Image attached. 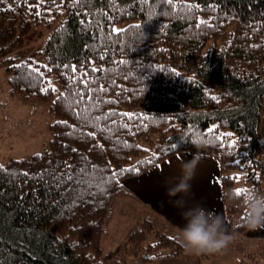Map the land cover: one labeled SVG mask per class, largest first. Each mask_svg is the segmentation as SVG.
Listing matches in <instances>:
<instances>
[{
	"label": "trees",
	"instance_id": "obj_1",
	"mask_svg": "<svg viewBox=\"0 0 264 264\" xmlns=\"http://www.w3.org/2000/svg\"><path fill=\"white\" fill-rule=\"evenodd\" d=\"M0 16L20 30L62 17L45 63L7 67L11 90L50 102L57 119L42 151L0 162V264L181 255L165 234L147 243L149 222L116 256L102 249L122 181L179 152L218 160L233 232L253 228L246 194L264 193V0H0Z\"/></svg>",
	"mask_w": 264,
	"mask_h": 264
},
{
	"label": "rangeland",
	"instance_id": "obj_2",
	"mask_svg": "<svg viewBox=\"0 0 264 264\" xmlns=\"http://www.w3.org/2000/svg\"><path fill=\"white\" fill-rule=\"evenodd\" d=\"M61 21L62 17L52 20L49 26L42 23L20 30L16 20L9 21L0 16V162L3 164L12 158L28 157L42 151L51 139L49 127L57 118L50 111V102H37L27 99L23 93L13 92L8 83L7 67L27 59L45 63L43 46ZM128 24V21L118 23L115 29H121ZM49 81L52 87L55 86L53 100L61 88L54 75L49 77ZM120 194L114 198L110 219L106 223L102 242L105 254L116 256L128 236L146 222L151 226L147 243H155L160 236L158 233L174 238L180 243L177 230L169 228L151 211L144 210L142 217L134 219V214L139 212L140 207L122 200L123 198L119 199ZM161 200L165 202V197ZM238 239L232 241L230 250L211 251L208 252V257L202 256L201 252L189 251L180 243L184 247L181 255L163 257L147 264H188V259L193 261L191 257L194 255L203 260L202 264L206 263L205 258H212L208 264H264V241L257 242L258 245L255 246V241Z\"/></svg>",
	"mask_w": 264,
	"mask_h": 264
},
{
	"label": "crops",
	"instance_id": "obj_3",
	"mask_svg": "<svg viewBox=\"0 0 264 264\" xmlns=\"http://www.w3.org/2000/svg\"><path fill=\"white\" fill-rule=\"evenodd\" d=\"M194 156L199 160V163L197 165L196 175L192 180L193 198L201 201L216 212H219L224 218L226 230L233 233L232 239L222 250L225 252L230 250V244L237 238H239L238 241H242V239L255 241V246L260 243L259 241H264V227L252 228L243 235H237L233 232V227L224 210L219 180V163L214 156L208 154L193 152H179L174 154L155 167L137 176L124 179L121 183V190L119 192L121 194L118 195V198H123L122 200L130 201L140 207L138 208L139 212L134 214V219L142 217L144 210H148L159 217L160 220L164 221L169 228L177 230L179 233L184 219L180 215L179 210L170 202L168 196L165 194L163 181L165 177H173L178 174L180 163ZM162 197H165V202L161 200ZM191 258L193 261L188 259V264H202L203 262L196 255ZM205 261L208 264L212 261V258H205ZM173 264L176 263L173 262Z\"/></svg>",
	"mask_w": 264,
	"mask_h": 264
},
{
	"label": "clouds",
	"instance_id": "obj_4",
	"mask_svg": "<svg viewBox=\"0 0 264 264\" xmlns=\"http://www.w3.org/2000/svg\"><path fill=\"white\" fill-rule=\"evenodd\" d=\"M198 163L195 156L183 160L178 174L165 177L164 191L184 219L178 234L180 243L187 250L197 253L219 251L226 247L233 233L226 230L224 218L219 212L193 198L192 180ZM246 200V225L264 227V193L249 190Z\"/></svg>",
	"mask_w": 264,
	"mask_h": 264
},
{
	"label": "snow or ice",
	"instance_id": "obj_5",
	"mask_svg": "<svg viewBox=\"0 0 264 264\" xmlns=\"http://www.w3.org/2000/svg\"><path fill=\"white\" fill-rule=\"evenodd\" d=\"M8 7H9V8H11V7H12V5L10 4V5H8ZM116 31H117V32H119V29H116ZM27 67H28L29 69H31V68H32V65H31V64H28V65H27ZM73 69L75 70V66H73ZM37 72H39V70H38V69H37ZM41 75H42V74H41ZM85 83H86V81H85ZM54 87H55V86H53V88H54ZM42 90H43V89H42ZM214 98H215V97H214ZM63 123H65V124H66V123H67V121H64ZM0 167H2V166H0ZM235 191H236V192L239 194V193H241V192H242V191H244V190H243V189H239V188H238V189H236Z\"/></svg>",
	"mask_w": 264,
	"mask_h": 264
}]
</instances>
